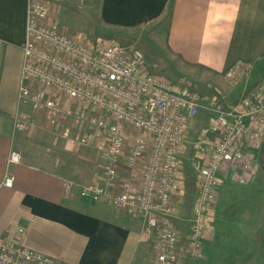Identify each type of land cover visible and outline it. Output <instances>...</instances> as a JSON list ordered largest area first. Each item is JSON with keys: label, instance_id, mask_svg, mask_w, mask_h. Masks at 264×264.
<instances>
[{"label": "built area", "instance_id": "1", "mask_svg": "<svg viewBox=\"0 0 264 264\" xmlns=\"http://www.w3.org/2000/svg\"><path fill=\"white\" fill-rule=\"evenodd\" d=\"M51 6L50 0H31L26 11L14 130H26L38 118L46 127H59L58 135L78 148L93 143L81 130L94 129L103 182L79 187L80 197L103 199L139 215L152 264H185L200 254L210 234L214 198L225 173L230 170L231 180L243 185L260 169L252 149L264 145V83L243 103L210 99L207 127L193 142L192 159L202 166L182 237L173 221V201L183 193L180 160L202 99L190 86L153 73L132 45L113 36L69 35ZM249 73L248 65L239 64L224 79L236 85ZM20 160V152L11 148L7 167ZM122 165L132 175L139 173L137 186L131 180L118 183ZM13 179L7 172L1 185ZM74 186L65 183L67 189ZM24 233L19 226L13 236H0V264H68L22 245Z\"/></svg>", "mask_w": 264, "mask_h": 264}, {"label": "crops", "instance_id": "2", "mask_svg": "<svg viewBox=\"0 0 264 264\" xmlns=\"http://www.w3.org/2000/svg\"><path fill=\"white\" fill-rule=\"evenodd\" d=\"M30 1L0 0V236L11 237L17 227H24L22 245L68 264H152L153 250L141 236L139 215L103 199L90 201L79 195V187L103 182L99 136L91 138L90 146L74 148L58 135L59 127H46L38 118L26 130L13 128ZM83 3L84 10L95 12L93 24L103 32L146 26L166 16L168 50L213 83L214 77L225 81L224 73L235 65H248L251 72L256 59L264 54V32L258 36L264 25V0ZM54 16L58 18V14ZM254 81L264 83V76ZM81 132L88 134L87 129ZM11 148L20 152L21 160L7 167ZM263 150L264 145L252 149L257 159ZM93 153L99 169L92 176L73 171L70 155L83 157L89 167ZM259 171L243 185L231 180L230 170L225 173L214 198L210 234L200 254L188 258L185 264H264V174L260 176ZM7 172L13 182L2 186ZM69 180L75 184L71 189L65 187ZM125 180L137 186L139 173L132 175L122 165L118 183ZM182 195L174 197V222ZM190 216L191 206L184 229H178L182 237L187 234Z\"/></svg>", "mask_w": 264, "mask_h": 264}, {"label": "rangeland", "instance_id": "3", "mask_svg": "<svg viewBox=\"0 0 264 264\" xmlns=\"http://www.w3.org/2000/svg\"><path fill=\"white\" fill-rule=\"evenodd\" d=\"M50 0L51 9L54 15L58 14L60 25L68 31L84 35L93 39L95 37L113 36L126 45H132L138 48L144 55L148 68L156 74H159L173 83H181L190 86L202 99V107L199 108L195 119L190 124L187 133V146L183 157L180 160V170L183 175V198L176 209L178 215L175 218L177 228L182 231L185 219L189 216L191 201L195 194L196 181L202 162H196L192 159L193 142L197 138V134L201 129L207 127L210 117L208 103L212 97L220 98L225 104L246 102L253 94L258 82L251 80L250 73L248 78H244L236 85L225 82L222 78L214 77L215 83L210 82V78L195 67L188 66L179 61L166 46V31L168 20L164 16L155 20L146 26H138L130 29H109L103 32L97 29L93 24L95 12L84 10L82 6L83 0ZM89 18L91 21H88ZM264 36V34H263ZM264 47V46H263ZM213 80V79H212ZM87 134V133H86ZM88 136L92 139H98L94 129H88ZM93 150L96 152L95 146ZM94 154V153H93ZM96 154V153H95ZM90 159L89 167L85 166L83 157L72 156L73 171L83 173L90 177L99 169V163L96 155ZM255 154V153H254ZM256 155V154H255ZM260 171L259 175L264 174V150L259 154ZM73 181V180H69ZM181 195V194H180ZM176 214V213H175Z\"/></svg>", "mask_w": 264, "mask_h": 264}, {"label": "trees", "instance_id": "4", "mask_svg": "<svg viewBox=\"0 0 264 264\" xmlns=\"http://www.w3.org/2000/svg\"><path fill=\"white\" fill-rule=\"evenodd\" d=\"M264 32V25L262 28H260L258 32V36H261V34ZM264 76V54L256 59V62L251 70L250 77L251 80H257Z\"/></svg>", "mask_w": 264, "mask_h": 264}]
</instances>
